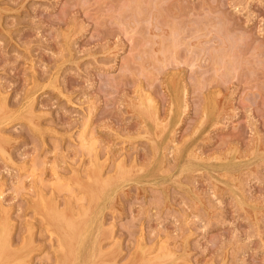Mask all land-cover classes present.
I'll list each match as a JSON object with an SVG mask.
<instances>
[{
    "label": "rangeland",
    "instance_id": "1",
    "mask_svg": "<svg viewBox=\"0 0 264 264\" xmlns=\"http://www.w3.org/2000/svg\"><path fill=\"white\" fill-rule=\"evenodd\" d=\"M0 89V264H264V0H0Z\"/></svg>",
    "mask_w": 264,
    "mask_h": 264
},
{
    "label": "bare ground",
    "instance_id": "2",
    "mask_svg": "<svg viewBox=\"0 0 264 264\" xmlns=\"http://www.w3.org/2000/svg\"><path fill=\"white\" fill-rule=\"evenodd\" d=\"M218 69V68H217ZM173 76V75H172ZM176 77V76H175ZM182 79V78H181ZM177 80V79H176ZM179 82H180V80H179ZM179 82H178V84H179ZM182 82V81H181ZM177 83V82H176ZM187 83V82H186ZM183 85V84H182ZM179 86V85H178ZM176 87V86H175ZM178 88V87H177ZM183 88H185V86L183 87ZM183 88H182V90H183ZM181 90V89H180ZM180 90H178V91H180ZM196 90V89H195ZM30 91V90H29ZM177 91V90H176ZM212 91V90H211ZM220 91V90H219ZM0 92H1V89H0ZM30 93V92H29ZM28 93V94H29ZM182 93V92H181ZM215 93V92H214ZM31 94V93H30ZM143 94H144V92H143ZM184 94V93H183ZM3 95V94H2ZM145 95H146V93H145ZM0 96H1V94H0ZM33 96V95H32ZM139 96H140V94H139ZM179 96V95H178ZM222 96V95H221ZM225 96V95H224ZM26 97V96H25ZM27 97H29V96H27ZM175 97V96H174ZM1 98V97H0ZM143 98V97H142ZM150 98V97H149ZM173 98V97H172ZM184 98V97H183ZM207 99V98H206ZM229 99V98H228ZM231 99V98H230ZM2 100V99H1ZM142 100V99H141ZM179 100V99H178ZM186 100V99H185ZM213 100V98L211 99V100H209L208 102H211ZM225 100V99H224ZM26 101V100H25ZM24 101V102H25ZM31 101H32V99H31ZM31 101H30V104H32L31 103ZM226 101V100H225ZM232 101V100H231ZM180 102H181V100H180ZM179 102V103H180ZM207 102V103H208ZM214 102V101H213ZM222 102V101H221ZM9 103V102H8ZM173 103V102H172ZM232 103V102H231ZM29 104V103H28ZM174 104V103H173ZM214 104H215V102H214ZM222 104V103H221ZM8 105V104H7ZM26 105V104H25ZM182 105V104H181ZM213 105V104H212ZM216 105V104H215ZM233 105V104H232ZM27 106V105H26ZM136 106V105H135ZM138 106V105H137ZM153 106V105H152ZM155 106V105H154ZM153 106V107H154ZM177 107H178V104L176 105ZM222 106V105H221ZM24 107V106H23ZM28 107H29V105H28ZM212 107H214V106H212ZM31 108V107H30ZM35 108V107H34ZM209 108V107H208ZM217 108V107H216ZM221 108V107H220ZM26 109V108H25ZM24 109V110H25ZM137 109H139V108H137ZM156 109H158L157 107H156ZM205 109V108H204ZM214 109V108H213ZM33 110V109H32ZM169 110V109H168ZM179 110V109H178ZM184 110V109H183ZM186 110V109H185ZM223 110V109H222ZM231 110V109H230ZM229 110V111H230ZM233 110V109H232ZM23 111V110H22ZM170 111V110H169ZM177 111V110H176ZM213 111V110H212ZM182 112V111H181ZM27 113V112H26ZM168 113V112H167ZM186 113V112H185ZM204 113V112H203ZM212 114V113H211ZM217 114V113H216ZM215 114V115H216ZM13 115V114H12ZM173 115V114H172ZM176 115V114H175ZM157 116V115H156ZM159 116V115H158ZM177 116H178V114H177ZM2 117V116H1ZM142 117V116H141ZM145 117V116H144ZM180 117V116H179ZM28 118V117H27ZM158 118V117H157ZM215 118V117H214ZM29 119V118H28ZM146 119V118H145ZM163 119V118H162ZM173 119V118H172ZM176 119V118H175ZM8 120V119H7ZM214 120V119H213ZM212 120V121H213ZM144 121V120H143ZM165 121V120H164ZM218 121V120H217ZM220 121V120H219ZM173 122V121H172ZM211 122V121H210ZM155 123V122H154ZM160 123H162V121L160 122ZM159 123V124H160ZM209 123V122H208ZM156 124V123H155ZM158 124V123H157ZM175 125V124H174ZM156 126V125H155ZM163 126V125H162ZM160 127V126H159ZM215 127V126H214ZM159 129V128H158ZM161 129H164V128H161ZM208 129V128H207ZM205 130H206V128H205ZM160 131V130H159ZM158 131V132H159ZM154 132V131H153ZM156 132V131H155ZM160 132H162V131H160ZM0 133H2V132H0ZM82 134V133H81ZM81 134H80V136H81ZM87 134V133H86ZM89 134H91L90 132H89ZM160 134V133H159ZM171 134V133H170ZM175 134V133H174ZM156 136V135H155ZM157 136H159L158 134H157ZM83 138V137H82ZM156 138V137H155ZM172 138V137H171ZM81 139V138H80ZM87 139H89V138H87ZM95 141H97L96 139H94ZM93 140V141H94ZM168 140H170L171 141V139H168ZM81 141H83V140H80V142ZM173 141V140H172ZM176 141H177V139H176ZM84 142V141H83ZM89 142V141H88ZM178 142V141H177ZM173 143V142H172ZM93 144V142L91 143V144H89L88 146L91 148V146L90 145H92ZM96 144V143H95ZM166 144V143H165ZM174 144V143H173ZM94 145V144H93ZM97 145V144H96ZM175 145V144H174ZM177 145H178V143H177ZM81 146H82V144H81ZM84 146H86V145H84ZM88 146H86V148L88 149L89 147ZM83 147V146H82ZM164 147H166V146H164ZM187 147V146H186ZM255 147V146H254ZM262 147V146H261ZM93 148V147H92ZM192 148V147H191ZM196 148V147H195ZM90 150V149H89ZM93 150V152H94V149H92ZM176 151V150H175ZM190 151H191V149H190ZM194 151V150H193ZM197 151H199V150H197ZM236 151V150H235ZM253 151V150H252ZM187 152V151H186ZM228 152V151H227ZM230 152H231V150H230ZM11 153V152H10ZM181 153V152H180ZM252 153V152H251ZM254 153V152H253ZM192 154V153H191ZM202 154V153H201ZM189 155V154H188ZM199 155V154H198ZM214 155H216V156H218L217 154H214ZM221 155V154H220ZM226 155V154H225ZM246 155V154H245ZM250 155V154H249ZM162 156H163V153H162ZM165 156V155H164ZM191 156H193V155H191ZM201 156V155H200ZM211 156V155H210ZM7 157H9V156H7ZM12 157V156H11ZM10 157V158H11ZM98 157V156H97ZM194 157V156H193ZM240 157V156H239ZM238 157V158H239ZM95 158H96V156H95ZM179 158V157H178ZM182 158V157H181ZM200 158H202V157H200ZM207 158V157H206ZM210 158V157H209ZM209 158L207 159V160H209ZM218 158V157H217ZM9 159V158H8ZM93 159H94V157H93ZM187 159V158H186ZM203 159H205V157L203 158ZM206 160V159H205ZM218 160V159H217ZM221 160H222V158H221ZM92 162V161H91ZM92 164H93V162H92ZM137 164V163H136ZM180 164V163H179ZM90 166H93V165H90ZM88 167V166H87ZM180 167V166H179ZM137 168L139 169V167L137 166ZM88 168H86V170H87ZM135 169V168H134ZM181 169V168H180ZM80 170V169H79ZM164 170V169H163ZM225 170V169H224ZM54 171V170H53ZM54 172H56V170L54 171ZM162 172V171H161ZM81 173V172H80ZM55 174H57V172L55 173ZM82 174H84V172L82 173ZM85 174H87L86 173V171H85ZM102 174H103V172H102ZM105 174V173H104ZM221 175H222V173H221ZM58 176V175H57ZM80 176H81V174H80ZM86 176V175H85ZM105 176H107V174L105 175ZM102 177H103V175H102ZM35 178H36V176H35ZM34 178V179H35ZM57 178V177H56ZM87 178H89V176L87 177ZM163 178V177H162ZM224 178H225V176H224ZM37 180H38V178H36ZM92 180H93V178H91ZM214 179V178H213ZM230 179H232V178H230ZM36 180V181H37ZM86 180V179H85ZM215 180V179H214ZM35 181V182H36ZM232 181V180H231ZM95 182H96V180H95ZM95 182H93V183H95ZM104 182V181H103ZM37 183H39V180H38V182ZM23 184V183H22ZM89 184V183H88ZM24 185V184H23ZM33 185V184H32ZM109 187V186H108ZM90 190V189H89ZM97 190V189H96ZM91 191V190H90ZM86 192V191H85ZM84 192V193H85ZM36 194H37V192H36ZM101 194V193H100ZM241 195V194H240ZM87 196H88V194H87ZM91 196V195H90ZM118 197V196H117ZM102 198H103V196H102ZM37 199V198H36ZM90 199V198H89ZM119 199V198H118ZM38 201V200H37ZM39 201H40V199H39ZM39 203V202H38ZM42 204V203H41ZM93 204V203H92ZM2 205H3V203H2ZM1 206V205H0ZM43 207V206H42ZM56 207V206H55ZM94 207V206H93ZM38 208H40V207H38ZM46 209V208H45ZM4 210H5V208H4ZM40 211H41V209H40ZM43 211H44V208H43ZM47 212V211H46ZM51 213V212H50ZM8 217H10V215L8 216ZM61 219V218H60ZM11 220V219H10ZM87 221V220H86ZM65 222V221H64ZM66 225V224H65ZM71 226V225H70ZM103 226V225H102ZM85 227V226H84ZM5 228V227H4ZM60 228V227H59ZM56 229V228H55ZM63 230V229H62ZM71 232H72V230H71ZM72 235V234H71ZM61 239V238H60ZM33 241V240H32ZM162 245V244H161ZM163 246H165V245H163ZM162 246V247H163ZM61 247H62V245H61ZM92 247V246H91ZM100 247V246H99ZM160 247V246H159ZM60 248V247H59ZM100 248H102V247H100ZM62 249V248H61ZM60 249V250H61ZM166 249V248H165ZM171 249V248H170ZM175 249V248H174ZM62 252H63V250H61ZM163 251V250H162ZM161 251V252H162ZM165 251V250H164ZM167 251H168V249H167ZM171 252H172V250H170ZM174 251V250H173ZM160 252V251H159ZM158 251H157V253H159ZM56 253H58V252H56ZM155 253V252H154ZM162 253H164V252H162ZM167 253V252H166ZM159 254H157L156 256H158ZM32 256V255H31ZM156 256H154V257H156ZM153 256H152V259L154 258ZM77 258H78V255H77ZM147 258V257H146ZM149 258V257H148ZM150 258H151V256H150ZM56 259H57V257H56ZM82 259V258H81ZM118 260V259H117ZM116 261V260H115ZM114 261V262H115ZM175 261H176V259H175ZM56 262V261H55ZM74 262V261H73ZM106 262V261H105ZM26 263V262H25ZM116 263V262H115ZM188 263V262H187ZM24 264V263H23ZM148 264V263H147ZM186 264V263H185ZM189 264V263H188Z\"/></svg>",
    "mask_w": 264,
    "mask_h": 264
}]
</instances>
